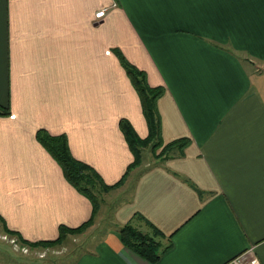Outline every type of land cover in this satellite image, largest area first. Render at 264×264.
I'll list each match as a JSON object with an SVG mask.
<instances>
[{"label": "crops", "instance_id": "obj_1", "mask_svg": "<svg viewBox=\"0 0 264 264\" xmlns=\"http://www.w3.org/2000/svg\"><path fill=\"white\" fill-rule=\"evenodd\" d=\"M121 59L162 88L159 145L94 210L38 133L65 136L108 186L122 180L135 156L120 122L142 139L149 127ZM0 108V221L32 242L63 234L32 264L248 251L264 264V0H0ZM127 225L168 248L149 261L122 240ZM8 253L0 264L24 262Z\"/></svg>", "mask_w": 264, "mask_h": 264}, {"label": "trees", "instance_id": "obj_2", "mask_svg": "<svg viewBox=\"0 0 264 264\" xmlns=\"http://www.w3.org/2000/svg\"><path fill=\"white\" fill-rule=\"evenodd\" d=\"M121 60L126 69V72L128 73V75H130L132 82L141 97L142 108L149 127L148 137L142 139L136 133V131L134 130V128L132 127V125L128 120L124 119L122 120V122H120L124 135L130 147L132 148L135 156L134 162L129 167L128 172L124 174V178H122V180H120L118 183L114 185L108 186L107 184L104 183L100 175L93 170V168L75 159L70 154L65 136L63 135L55 136L43 132L38 133V139L42 142V144L46 147V149H48L60 161L67 178L72 183H74L78 188L84 189V191H86L90 195V197L94 201V205H96V208L94 207V210L97 209L98 207V197L96 198V195L93 193L91 187L90 188L83 187L80 184V182L82 183L83 181H88L87 185L90 184L93 185V183H98L99 188L103 189V191L116 189L119 187L121 183L124 184L125 177L129 175L131 170H133L135 167L139 166L142 163V154L144 149L148 148L149 146H151V148L153 149L159 145L158 138L160 134V127H159V120L157 117L158 115L156 108L158 101L157 99H159V97L162 94V88L160 87L161 93L159 95L160 92L159 87L157 88L150 87L147 83L145 73L142 70L138 71L137 67L131 62L127 61L126 59H121ZM144 81H146L147 85ZM8 113L9 111L7 109L0 108V115L1 114L7 115ZM173 144L174 143L170 144V146H172ZM164 151H166V149H164ZM92 224H93V219H90L89 221L86 222V224L83 227H81V229L83 230L85 228H88ZM5 231L8 232L9 234L15 235L18 239L22 240L24 246L27 245L29 247H36L38 245H47L49 243L60 244V240L63 237L62 234V237L58 238L55 241L32 242L22 239L21 236L18 234V232L7 229ZM154 233L155 234L153 235L150 234L148 235L140 232L138 233L132 226L127 225L121 230V237L124 243L127 246H129L131 249H133L136 253H138L139 255L143 256L144 258L148 259L151 262H156L159 259L160 255L162 254V250L163 251L166 250L168 246L164 247L160 252L161 249L160 243L155 240V237H158L156 235L157 232L154 231Z\"/></svg>", "mask_w": 264, "mask_h": 264}, {"label": "rangeland", "instance_id": "obj_3", "mask_svg": "<svg viewBox=\"0 0 264 264\" xmlns=\"http://www.w3.org/2000/svg\"><path fill=\"white\" fill-rule=\"evenodd\" d=\"M137 69H138V71L141 70L140 68H137ZM144 82L146 83V81H144ZM146 85H147V83H146ZM160 87H159V91H160L159 95L161 93ZM157 97H156V99H157ZM155 106H156V103H155ZM155 106H154V108H155ZM134 130H135V128H134ZM136 133H137V131H136ZM142 155L144 158V156L146 155V152H143ZM87 183H88V181H83L82 183L80 182V184L83 187H89V188L91 187V189L93 190V193L96 195V198L98 197V206L109 209V207L112 208L115 205V203H111L108 200L109 199L108 193H110L111 191L110 192L109 191H103V189L99 188L98 183H93V185H91V184L87 185ZM108 225H109V223L106 221L104 223V226H108ZM92 226L93 225L89 226L85 230H87V231L90 230L92 228ZM122 227H120L119 229H121ZM22 239H24V238H22ZM56 245H59V244H56ZM62 245H59V246H62ZM59 246H56V247H59ZM49 248H55V246L54 247H52V246L46 247L45 245H38L36 247H31V248L27 245L24 246L22 240L18 239L13 234H9L8 232H5V228L3 226V223L0 221V260L9 262L11 259L7 260V257L9 254L8 252H11V253H17V254H21V255H26L25 257L20 256V259L24 261L21 264H32L34 262H33V259H31L32 257H29V255L35 254L37 257H39V259H41L42 257L49 256V255L52 256L51 255L52 253L50 252L51 250ZM17 254H13V255L18 256ZM55 258L57 260H59V259L61 260L60 256L56 255ZM36 264H38V263H36ZM58 264H60V263H58Z\"/></svg>", "mask_w": 264, "mask_h": 264}, {"label": "built area", "instance_id": "obj_4", "mask_svg": "<svg viewBox=\"0 0 264 264\" xmlns=\"http://www.w3.org/2000/svg\"><path fill=\"white\" fill-rule=\"evenodd\" d=\"M107 9L106 8H103L101 9L99 12H97L95 14V17L96 18H102L105 13H106ZM232 264H246V263H249V264H259V260L258 258H256L251 251H248L247 253H242L240 255H238L237 257H235L232 262Z\"/></svg>", "mask_w": 264, "mask_h": 264}]
</instances>
